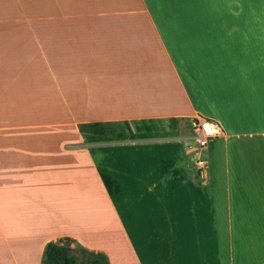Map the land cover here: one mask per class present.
Segmentation results:
<instances>
[{"label": "crops", "instance_id": "obj_1", "mask_svg": "<svg viewBox=\"0 0 264 264\" xmlns=\"http://www.w3.org/2000/svg\"><path fill=\"white\" fill-rule=\"evenodd\" d=\"M260 2L0 0V264H264Z\"/></svg>", "mask_w": 264, "mask_h": 264}, {"label": "trees", "instance_id": "obj_2", "mask_svg": "<svg viewBox=\"0 0 264 264\" xmlns=\"http://www.w3.org/2000/svg\"><path fill=\"white\" fill-rule=\"evenodd\" d=\"M64 241L70 242L69 237H62L56 241H48L44 244L41 263L42 264H107L105 256L100 252L88 251L82 248L79 250L86 254V259L77 262L75 257L69 252L70 246H64Z\"/></svg>", "mask_w": 264, "mask_h": 264}, {"label": "built area", "instance_id": "obj_3", "mask_svg": "<svg viewBox=\"0 0 264 264\" xmlns=\"http://www.w3.org/2000/svg\"><path fill=\"white\" fill-rule=\"evenodd\" d=\"M191 129L193 143L197 149L205 148L207 142L211 138L220 137L222 135V130L216 122L200 116H196L191 120ZM192 163L199 171L202 170L205 165L204 159L200 156H196L192 160Z\"/></svg>", "mask_w": 264, "mask_h": 264}, {"label": "rangeland", "instance_id": "obj_4", "mask_svg": "<svg viewBox=\"0 0 264 264\" xmlns=\"http://www.w3.org/2000/svg\"><path fill=\"white\" fill-rule=\"evenodd\" d=\"M261 0H251V6L254 8V7H257L255 9H259L260 8V5H261ZM68 245L70 246L71 250H70V254L73 255L76 259L77 262H82V260L86 259L87 255L82 253L79 248L74 245V244H71L70 242H68ZM73 246V247H72ZM115 259V264H117V260L116 258ZM42 264V263H41Z\"/></svg>", "mask_w": 264, "mask_h": 264}, {"label": "water", "instance_id": "obj_5", "mask_svg": "<svg viewBox=\"0 0 264 264\" xmlns=\"http://www.w3.org/2000/svg\"><path fill=\"white\" fill-rule=\"evenodd\" d=\"M63 245L67 246L68 245V241H64Z\"/></svg>", "mask_w": 264, "mask_h": 264}]
</instances>
